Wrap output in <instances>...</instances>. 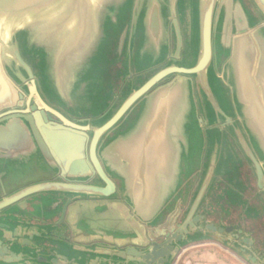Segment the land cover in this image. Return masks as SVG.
Masks as SVG:
<instances>
[{
	"label": "water",
	"instance_id": "95a60500",
	"mask_svg": "<svg viewBox=\"0 0 264 264\" xmlns=\"http://www.w3.org/2000/svg\"><path fill=\"white\" fill-rule=\"evenodd\" d=\"M253 1L264 16V0ZM184 3H188L190 20L189 64L177 66L170 60L140 86L131 88L113 113L101 110L91 114L88 123L81 125L50 105L40 95L36 79L48 101L56 102L59 109L64 108L68 114L76 109L85 111L90 107L89 103H86L87 106L77 103L69 105L63 100L69 101L65 93H72V88L74 93L85 98V102L89 96L92 98L102 96L100 88H95L97 79L91 77L92 65L88 63L84 66L83 70L87 69L86 75L79 74V70L89 59L99 34L108 21L105 15L107 11L123 14L132 10L130 17L132 40L137 30L146 29L152 47L151 52L156 56L161 50V38L165 36L167 44L168 31L173 29L176 38L173 55L178 58L183 43L186 42L182 39L175 4L183 11ZM221 3L227 10L223 19L218 15L219 10L223 8L222 4H218V0H170L168 20H171L172 26L168 28L167 19L160 13L162 6L160 0H0V130L2 126L11 125L13 122L21 133L34 139L41 151L43 138L40 137V128L78 131L85 138L89 162L88 173L80 179L67 177L63 172L57 171L55 180L33 183L10 193L5 191L3 185L1 186L3 194L0 197V264H171L182 245L202 239L219 242L249 264H264V255L259 256L251 246L252 239L243 238V242L238 235L241 231L235 233L234 226L216 224L207 221L204 215L197 214L209 177L204 179L180 222L175 224L181 213L178 208L174 214L168 215L166 229L157 231L154 236L151 235V238H146L142 243L131 244L121 249L99 244L80 248L68 243L62 235L65 229L61 224L71 199L67 198L60 207L63 198L46 197L43 194L59 192L103 198L116 195L118 189L123 188L124 181H121L120 187L113 180L101 154L106 146L100 147V144L104 136H108L109 132H113L115 127L126 120V116L142 99L144 103L128 130H133L137 126L141 129L145 127L147 115L154 111L152 123L155 128L157 127V139L166 145L164 149L165 152L168 149L170 157L172 154L170 127L184 100L183 93L188 92L189 96L192 92V78L198 81L199 88L209 89L208 96L213 107L217 110L219 108L209 88V84L211 86L212 84L207 79L213 75L218 86L217 93L221 91L220 94L223 95L226 92L214 70L216 52L215 58L218 60L221 54L227 55L233 48L234 77L239 80L240 95L248 104L249 117L264 138V116L262 117L264 100L262 88L256 81L261 56L259 40L263 38L261 28L264 25L254 28L250 25L247 26L249 27L247 30V27H244L248 18L246 12L239 11L236 14L233 10V3L240 5L241 0H221ZM182 16L183 12L179 15L181 21ZM194 22H197V26ZM220 22H223V27L217 36L215 30ZM235 26L237 29L232 30ZM239 32L242 33L237 35ZM21 33L26 36L24 41L20 44L13 43V39ZM125 33L122 34L121 44ZM196 33L199 39L195 43L192 38ZM30 36L34 37L31 42L27 39ZM216 40L218 47L215 48ZM25 52H33L34 59L39 64V72L29 63ZM243 60L247 62L246 66ZM156 65L157 63L154 64ZM53 71L60 77L64 76L65 80L60 85L44 82L49 83ZM172 75H176L175 81L178 83L171 81L158 85L164 78ZM225 77L230 78L229 75ZM261 80L264 84L263 77ZM101 81L98 80L97 83ZM156 85L158 86L155 87ZM81 86L84 91L80 92ZM201 101L205 107L203 99ZM186 104L185 106H189L188 101ZM151 105L152 111L149 109ZM259 106L262 113L258 111ZM147 108L149 110L146 115ZM225 119L227 122L231 120L227 116ZM94 122L99 124L95 126ZM246 150L254 167L257 185L264 191V172L250 149ZM166 164L167 159L163 163L162 173L167 172ZM142 174H140L142 177L147 175L151 177L155 176L156 172ZM96 180L99 183H95ZM137 196L134 204L126 206V209L131 211L127 213L131 224L139 225L140 221H147L146 217L149 214L139 208L137 200L140 196ZM23 231L25 234L22 236ZM160 236L162 238H158Z\"/></svg>",
	"mask_w": 264,
	"mask_h": 264
},
{
	"label": "flooded vegetation",
	"instance_id": "af4514ba",
	"mask_svg": "<svg viewBox=\"0 0 264 264\" xmlns=\"http://www.w3.org/2000/svg\"><path fill=\"white\" fill-rule=\"evenodd\" d=\"M145 3L148 5L147 1ZM160 4L163 6H161L160 13L167 19L168 26L171 27L172 22L168 20L170 16V0H160ZM218 4H222L221 0H218ZM233 4V10L236 14L240 11L242 13L246 12L248 15L247 23L244 27L250 25L253 28L262 26V17L254 15L249 11L246 0H241L240 5ZM175 6L176 18L178 19L184 41L183 25L179 15L183 12L182 18L186 17L189 9L186 8L187 3L183 4V11L178 9L177 4ZM222 7L219 10V14L217 13L221 19L227 14L226 7L223 4ZM105 15L108 21L100 34L102 43L105 44V41H108V43L104 45V48L101 46L104 55L100 63H97L103 67V72L91 75V77H97V82L98 80H102L101 83L96 82L95 84V88H100L102 96L105 98L104 102L98 103V109L104 112L110 110L114 112L123 100L125 92H128L131 88L135 89V87L140 86L167 62L171 60L177 66H186L184 61L189 59L184 53V43L179 57L176 58L173 55L176 47L173 29H169L168 38L174 39V49L171 48L172 44L169 42L167 44L161 43V50L156 56L151 52L152 47L151 43H149V34L146 29L143 31L137 30L136 36L132 40L131 28H129L132 10L123 14H119L116 11L115 13L114 11H107ZM222 23L220 22L217 25L215 34L220 33L222 30ZM241 26H243V23H241ZM235 28L237 29L235 26L232 30H235ZM124 32L126 33L121 44V37ZM261 32L263 38L259 40L261 56L257 67L258 74L256 81L262 88L264 100V84L261 80V77L264 79V27L261 28ZM241 33L239 32L237 35ZM98 38L101 40L100 37ZM96 44L97 42L90 53L89 59L81 66L79 74L84 75L86 73L87 69L83 70L84 66L88 64L89 60H93L95 54L100 49V44L98 46ZM216 55L217 52L215 53V57ZM215 57L214 70L220 77L221 86L226 89V92L223 95H219L216 91L217 88L209 84L210 91L214 95L216 104L219 107L218 110L213 107L209 99V89L204 87L199 88L198 81L193 78L191 94L187 96L188 92L183 93L182 98H184V102L182 101L180 104V110L173 118L170 128L172 140L183 146L181 156L183 170L182 175L180 174L179 176V185L176 189L175 199L169 206L168 211L162 213L160 216L157 227L159 231L166 229L165 222L168 215L174 214L178 208L181 213L177 217L175 224L180 222L204 179L209 177L208 186L198 206L197 214H202L205 217L224 219L226 225L234 226L235 233L241 231L238 233L241 241L244 242L243 238L247 237L252 239L251 246L253 250L257 251L259 256H262L264 255V191L257 185V177L246 148L250 149L264 172V138L259 128L255 126L249 117L248 104L240 95L239 80L237 77H234L235 62L232 59L234 57L233 48L227 52V55L221 54L218 60ZM155 63H157L156 66H154ZM140 69L142 70L140 71ZM221 73H224L225 76H230V80L229 77L227 78L229 82L222 79ZM79 77L83 76L79 75ZM175 78L176 75L168 76L158 85L171 81L174 82ZM207 79L211 83L210 78L208 77ZM36 82L42 98L70 118L63 112V108L59 109L56 102L48 101L37 79ZM175 82L178 83L177 80ZM184 83L186 82L184 81ZM73 91L74 88H72V94L74 93ZM79 91H84L82 86L79 88ZM202 99L205 107L202 106ZM187 101L189 102V106H185ZM139 107H136L134 111H139ZM258 111L262 113L260 106L258 107ZM207 113L211 115L212 119L207 118ZM226 116L231 119L230 122L226 121ZM133 118H130V120ZM194 134L200 138L199 141L201 143L198 142L200 144L196 150V156L193 157L194 159H191L192 154L190 150L192 149L193 153L195 151L194 146H196ZM158 238H162V236ZM246 247L248 249L249 244ZM230 251L233 252L232 250ZM246 264L249 263L246 262Z\"/></svg>",
	"mask_w": 264,
	"mask_h": 264
},
{
	"label": "crops",
	"instance_id": "0c3cea01",
	"mask_svg": "<svg viewBox=\"0 0 264 264\" xmlns=\"http://www.w3.org/2000/svg\"><path fill=\"white\" fill-rule=\"evenodd\" d=\"M128 92L123 94V100ZM74 94L78 97L76 100L71 98V95L66 96L69 101L63 100L69 105L80 102L79 104L87 106L86 103H89L88 111L76 109L68 114L63 108V112L84 125L88 123L91 114L100 111L98 103L104 102L105 98L89 96L85 102L81 94ZM143 103L142 99L126 116V120L115 127L113 132H109L108 136H104L100 144V147L106 146L101 154L113 180L120 187L121 181H124L123 188H119L116 195L103 198L71 193H43L46 197L63 198L60 207L67 198L71 199L61 224L65 229L62 235L71 245L81 248L99 244L121 249L131 244L142 243L159 231L157 222L173 203L179 176L182 175L183 146L171 138L172 154L169 157L168 149L165 152L166 145L157 139V127L155 128L152 123L154 114L152 105L149 107L152 111L149 115H147L149 109L145 110L147 112L145 127L141 129L137 126L133 130H128L139 113L134 109ZM107 112L113 113L112 110ZM98 124L93 123L95 126ZM18 128L12 122L11 125L2 126L0 130V197L3 194L2 185L5 191L10 193L33 183L55 180L57 171L63 172L67 177L79 179L88 173L86 143L80 132L40 128V137L43 138L42 154L34 139L26 137ZM164 157L167 159L166 173H162L166 160ZM152 171L156 172L155 176H140L144 172L150 174ZM97 181L95 183H99ZM137 195L140 196L137 200L139 208L149 214L146 222L140 221L137 217L139 225L131 224L127 215L131 211L126 209V206L134 204ZM56 219L57 217L54 220ZM24 234L25 231L22 232V236ZM171 264H246V262L219 242L202 239L182 245Z\"/></svg>",
	"mask_w": 264,
	"mask_h": 264
},
{
	"label": "rangeland",
	"instance_id": "374dc122",
	"mask_svg": "<svg viewBox=\"0 0 264 264\" xmlns=\"http://www.w3.org/2000/svg\"><path fill=\"white\" fill-rule=\"evenodd\" d=\"M247 1V3H248V7H249V11L251 12V13H253L254 15H260L261 17H262V26L264 25V16L260 13V11H259V9H258V7L256 6V4L254 3V1L253 0H246ZM188 4V3H187ZM187 9H188V6L186 7ZM115 13V12H114ZM187 13V12H186ZM131 23H132V20H130V23H129V28H131ZM196 23V26H197V22H194V24ZM126 24V23H125ZM182 25H183V34H184V41L186 42V43H184V53H185V55H186V57L189 59L190 57H189V46H188V44H189V34H190V32H189V27H190V20H189V13H187V15H186V17H184L183 19H182ZM166 26H168V24H166ZM106 28V27H105ZM168 28H169V26H168ZM101 33V32H100ZM168 33H169V31H168ZM100 36V38H101V34H99ZM217 36H218V34H217ZM216 36V37H217ZM33 37V36H32ZM32 37L30 36V37H28L27 39L28 40H30L29 42H31V40H32ZM163 37V36H162ZM26 38V36H24L22 33L21 34H19L17 37H15V39H13L14 41H12L13 43L14 42H16L17 44H20V42H23L24 41V39ZM165 36H164V38H161V40H162V43H165ZM218 38V37H217ZM216 38V39H217ZM168 39V42L169 43H171L172 44V49H174V39L173 38H167ZM166 39V40H167ZM170 39V40H169ZM194 41H195V43L198 41V39H199V37H198V35H197V33H196V35H193V38H192ZM33 40H34V37H33ZM108 43V41H105V44H107ZM29 44H31V43H29ZM100 44V45H99ZM105 44H103L102 43V38H101V40H99V38H98V40H97V44H96V46H98L99 45V50H98V52L95 54V56H94V58H93V60L92 61H90L89 60V62L88 63H90L93 67H92V70H93V72H91V75H96V74H100V73H102L103 72V67H101V66H99L98 64L100 63V60L102 59V57H103V55H104V52H103V50H102V48H101V46L104 48L105 46ZM32 45V44H31ZM34 46H35V44H34ZM216 47H218V41L216 40V44H215V48ZM25 57L27 58V60L29 61V63L34 67V69L37 71V72H39V64H38V62L34 59V55H33V52H29V53H26L25 52ZM189 62H190V60H186V61H184V64L185 65H188L189 64ZM50 63H55V62H50ZM80 62H78V64H79ZM98 63V64H97ZM89 64V65H90ZM53 76L52 77H50L49 78V83L47 82V81H44L46 84H52L53 85V83L54 84H57V85H60V83H62L65 79H63L64 78V76H62V77H60V75H58V73H56V72H54L53 71ZM87 73H84V75H86ZM89 74H90V71H89ZM221 77H222V79L223 80H225L226 82H228L229 80L224 76V73L222 74L221 73ZM95 79H97V77H94ZM230 79V78H229ZM182 82V81H181ZM184 82V81H183ZM210 82L212 83V86L214 85L216 88L218 87L217 86V84H216V79L214 78V76L213 75H210ZM218 90V89H217ZM59 91V90H58ZM69 91V90H68ZM60 92V91H59ZM58 92V93H59ZM70 93V92H69ZM69 93H65L66 95H68V96H70L71 95V98H73V99H77L78 97L73 93V94H69ZM221 93V91H218V94L219 95H222V94H220ZM62 95V94H61ZM58 96H59V94H58ZM58 96H56L55 95V97L56 98H58V99H60ZM206 116H207V118L208 119H212V117H211V115L209 114V113H207L206 114ZM200 138L199 137H196V134H194V142H195V145L196 146H194L195 147V151H193V153H192V149L190 150V152H191V154H192V157H191V159H194L193 157L194 156H196V150L198 149V146H199V144L201 143L200 141ZM198 142H200L199 144H198ZM191 143V142H190ZM201 146V145H200ZM201 148H202V146H201ZM203 213V212H202ZM221 213V212H220ZM206 218V220L207 221H212V222H214V223H216V224H226V221H224V219H217V218H212V217H205Z\"/></svg>",
	"mask_w": 264,
	"mask_h": 264
},
{
	"label": "bare ground",
	"instance_id": "6f19581e",
	"mask_svg": "<svg viewBox=\"0 0 264 264\" xmlns=\"http://www.w3.org/2000/svg\"><path fill=\"white\" fill-rule=\"evenodd\" d=\"M241 62H242V60H241ZM246 63H247V62H246L245 60H243V64H244L245 66H246ZM240 65H241V64H240ZM245 66H244V67H245Z\"/></svg>",
	"mask_w": 264,
	"mask_h": 264
}]
</instances>
